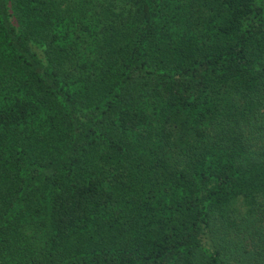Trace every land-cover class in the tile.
I'll return each instance as SVG.
<instances>
[{
    "label": "trees",
    "instance_id": "1",
    "mask_svg": "<svg viewBox=\"0 0 264 264\" xmlns=\"http://www.w3.org/2000/svg\"><path fill=\"white\" fill-rule=\"evenodd\" d=\"M0 264H264V0H0Z\"/></svg>",
    "mask_w": 264,
    "mask_h": 264
}]
</instances>
